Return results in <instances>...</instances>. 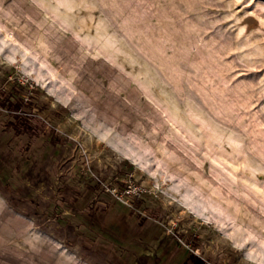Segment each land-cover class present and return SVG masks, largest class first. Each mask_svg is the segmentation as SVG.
<instances>
[{"label":"rangeland","instance_id":"374dc122","mask_svg":"<svg viewBox=\"0 0 264 264\" xmlns=\"http://www.w3.org/2000/svg\"><path fill=\"white\" fill-rule=\"evenodd\" d=\"M0 264H264V0H0Z\"/></svg>","mask_w":264,"mask_h":264},{"label":"trees","instance_id":"16d2710c","mask_svg":"<svg viewBox=\"0 0 264 264\" xmlns=\"http://www.w3.org/2000/svg\"><path fill=\"white\" fill-rule=\"evenodd\" d=\"M10 107H11L13 110H17V109L20 107V105H19V103H15V104L10 103Z\"/></svg>","mask_w":264,"mask_h":264}]
</instances>
